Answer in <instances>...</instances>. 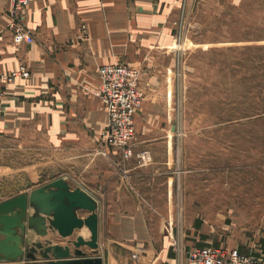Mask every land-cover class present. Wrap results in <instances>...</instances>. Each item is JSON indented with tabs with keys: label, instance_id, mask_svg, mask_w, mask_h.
<instances>
[{
	"label": "crops",
	"instance_id": "1",
	"mask_svg": "<svg viewBox=\"0 0 264 264\" xmlns=\"http://www.w3.org/2000/svg\"><path fill=\"white\" fill-rule=\"evenodd\" d=\"M224 1L233 7L242 0ZM193 6L203 14L222 8L221 0H30L21 21L33 42L16 45L11 1L0 0V71L19 65L29 71L27 79L7 85L1 99L0 179L12 189L2 192L0 202L64 177L98 202L93 256L100 264H184V257L167 256V248L154 254L144 216L169 212L175 197L173 144L164 125L170 118L168 72L176 64L175 30ZM113 63L141 70L145 97L134 115L129 157L104 143L107 113L83 90L96 88L98 68ZM235 229L229 235L202 233L200 241L227 244L264 263V233ZM54 243L66 245L62 238ZM133 252L139 253L136 260Z\"/></svg>",
	"mask_w": 264,
	"mask_h": 264
},
{
	"label": "rangeland",
	"instance_id": "2",
	"mask_svg": "<svg viewBox=\"0 0 264 264\" xmlns=\"http://www.w3.org/2000/svg\"><path fill=\"white\" fill-rule=\"evenodd\" d=\"M224 3L206 14L193 6L175 30L164 124L175 197L169 212L144 216L155 255L167 248V256L185 257L187 249L206 246L200 241L206 232L264 233V49H242L264 46V0ZM11 184L0 179L1 198Z\"/></svg>",
	"mask_w": 264,
	"mask_h": 264
},
{
	"label": "water",
	"instance_id": "3",
	"mask_svg": "<svg viewBox=\"0 0 264 264\" xmlns=\"http://www.w3.org/2000/svg\"><path fill=\"white\" fill-rule=\"evenodd\" d=\"M97 208L94 197L80 186L72 187L64 177L0 202V261L100 264V258L93 256L98 253ZM81 211L88 214L79 216ZM83 228L88 238L76 233ZM51 234L66 245L54 243Z\"/></svg>",
	"mask_w": 264,
	"mask_h": 264
},
{
	"label": "built area",
	"instance_id": "4",
	"mask_svg": "<svg viewBox=\"0 0 264 264\" xmlns=\"http://www.w3.org/2000/svg\"><path fill=\"white\" fill-rule=\"evenodd\" d=\"M9 15L14 44L33 42L32 34L25 28L21 15L30 0H10ZM99 84L93 90L104 106L108 124L102 131L104 143L111 148L122 149L124 157L132 155L131 143L135 137L134 115L145 97L140 86V70L126 63L104 64L98 68ZM29 77L25 65L4 73L0 71V110L1 99L7 85ZM88 88L85 86L83 90ZM143 158V157H142ZM132 259L138 254L133 252ZM184 264H264L253 255L242 254L235 247L227 245L195 246L186 250Z\"/></svg>",
	"mask_w": 264,
	"mask_h": 264
},
{
	"label": "trees",
	"instance_id": "5",
	"mask_svg": "<svg viewBox=\"0 0 264 264\" xmlns=\"http://www.w3.org/2000/svg\"><path fill=\"white\" fill-rule=\"evenodd\" d=\"M244 48H247V49H250V50H261V49H264V46H244V47H242V49H244ZM259 60H260V57L259 56H256ZM261 59H263V58H261Z\"/></svg>",
	"mask_w": 264,
	"mask_h": 264
},
{
	"label": "bare ground",
	"instance_id": "6",
	"mask_svg": "<svg viewBox=\"0 0 264 264\" xmlns=\"http://www.w3.org/2000/svg\"><path fill=\"white\" fill-rule=\"evenodd\" d=\"M99 75V74H98ZM141 77V76H140ZM100 80V79H99ZM93 90H94V88L93 89H91V90H89V87H88V89L85 91V92H90L92 95H94L93 94ZM95 96V95H94ZM96 98H97V96H95ZM99 100V99H98ZM100 101V100H99ZM143 101V100H142ZM142 103V102H141ZM141 105V104H140ZM104 107V106H103ZM140 107V106H139ZM138 107V108H139ZM105 109V108H104ZM106 111V110H105ZM107 113V112H106ZM107 118H108V116H107ZM107 124H108V122H107ZM133 125H134V118H133ZM135 138V137H134ZM134 140V139H133ZM82 230H86V231H88L86 228H83ZM81 230V231H82ZM89 233V232H88ZM214 246V245H213ZM220 246V245H219ZM195 247V246H194ZM186 252V251H185Z\"/></svg>",
	"mask_w": 264,
	"mask_h": 264
}]
</instances>
